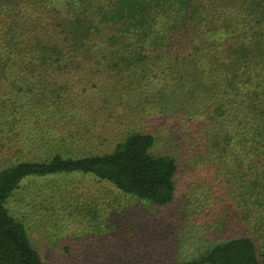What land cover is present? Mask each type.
<instances>
[{
    "label": "trees",
    "instance_id": "1",
    "mask_svg": "<svg viewBox=\"0 0 264 264\" xmlns=\"http://www.w3.org/2000/svg\"><path fill=\"white\" fill-rule=\"evenodd\" d=\"M203 1L0 0V129L9 134L8 144L16 143L21 112L39 101L35 91L51 88L47 78L94 62L154 93L159 111L175 108L181 97L188 117L202 103L211 106L212 122L200 135L206 153L198 163H219L228 194L246 200L236 208L251 234L218 241L174 264H264V0L247 2L239 13L246 23L241 29L237 15L213 26L200 12ZM63 101L77 107L71 97L46 96L40 116ZM72 135L57 138L68 142ZM155 142L153 133L133 131L107 151H55L0 168V264H45L25 224L6 206L24 179L88 173L132 199L169 205L178 162L155 152Z\"/></svg>",
    "mask_w": 264,
    "mask_h": 264
},
{
    "label": "rangeland",
    "instance_id": "2",
    "mask_svg": "<svg viewBox=\"0 0 264 264\" xmlns=\"http://www.w3.org/2000/svg\"><path fill=\"white\" fill-rule=\"evenodd\" d=\"M247 2L204 0L200 12H207L216 27L237 15L235 23L241 29L246 23L239 13L246 12ZM229 3L235 6L221 8ZM105 67L94 62L64 76H49L51 88L32 95L44 102L46 96L60 94L73 98L77 107L71 109L63 101L49 116H40L39 101L27 106L14 127L16 143L8 144L9 134L0 129V168L55 151L69 156L95 148L103 152L130 132H151L156 136L154 151L178 162L175 198L166 206L132 199L88 173L24 179L6 206L25 224L45 264H174L195 258L218 241L251 234L248 219L236 208L246 200L228 194L217 173L219 163H198L199 155L206 153L200 135L212 122V107L202 103L188 117L181 97L175 108L159 111L154 93L129 85ZM71 132L69 143L57 138ZM24 142L31 147H23ZM12 144L16 146L7 152Z\"/></svg>",
    "mask_w": 264,
    "mask_h": 264
}]
</instances>
